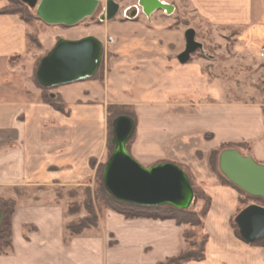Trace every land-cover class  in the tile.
I'll return each instance as SVG.
<instances>
[{
	"label": "crops",
	"instance_id": "0c3cea01",
	"mask_svg": "<svg viewBox=\"0 0 264 264\" xmlns=\"http://www.w3.org/2000/svg\"><path fill=\"white\" fill-rule=\"evenodd\" d=\"M188 1L212 25L249 26L264 47V0ZM7 5V0H0V10ZM28 26L18 14H0V196L17 200L14 250L0 255V264H158L183 251L185 226L172 219H126L112 210L99 214L96 228L67 234L72 217L66 214L65 192L93 184L96 169L90 160L105 153V107L90 103L82 87L80 95L69 98L60 91L70 115L42 100L34 78L11 63L28 51ZM150 48L154 54L165 49ZM260 57L264 63V55ZM189 61L178 59L168 67L163 56L154 55L144 65L143 76L154 78L157 92L149 109L154 117L146 126L141 120L138 144L130 153L145 166L167 160L188 165L212 198L205 219L206 257L183 264H264V246L245 242L231 226L240 208L238 190L200 174L197 168L203 161L195 159L197 146H190L206 134L208 152L224 142L247 143L246 153L264 164V107L257 102L220 103L202 62ZM192 101L202 104L183 106Z\"/></svg>",
	"mask_w": 264,
	"mask_h": 264
},
{
	"label": "rangeland",
	"instance_id": "374dc122",
	"mask_svg": "<svg viewBox=\"0 0 264 264\" xmlns=\"http://www.w3.org/2000/svg\"><path fill=\"white\" fill-rule=\"evenodd\" d=\"M20 1L25 2L23 0ZM106 1L100 0V5L93 16L73 26L48 24L40 18L32 20L28 26L29 33L36 36L40 43L33 44L28 40V51L24 55L11 60L13 68L26 77L32 78L34 70L37 68L42 57L51 50L59 38L79 39L88 35L98 37L103 42L104 52L100 68L95 74L96 76L67 84L65 87L58 86L49 92L53 96L60 94L64 100L60 91L63 90L67 98H69L70 96L80 95L79 87H82V93L92 99L89 101L90 103L104 105L107 136L109 105H117L121 112L125 111L133 115L136 129L128 142V149L133 153L138 144L141 120L143 122L142 125L146 126L150 122L148 120L149 117H154V112L150 114L151 111L149 109H152L151 107L155 105L157 92L153 83L154 78L149 80V76H143L144 65L150 63L154 55L156 57L163 56L164 64L167 63L166 66L172 62H177L178 54L184 51L186 47L185 32L188 28H193L196 32L195 39L201 44V47L191 55L189 62H202L203 73L210 80L217 98H221L220 103L228 105L257 102L264 107V63L260 59V53L264 55V47L256 41V37L254 39V30L249 26L212 25L203 20L193 10L188 0H163L166 3L173 4L176 8L175 11L169 13L164 10H157L151 16H147L141 10L139 0H115L120 4V11L117 16L112 20L102 21L100 20V15L105 11ZM30 9L36 14V8L30 7ZM135 9H138V13L132 16L131 14ZM152 45H161L165 48L164 52L162 54H154L153 48H150ZM114 72L117 75L112 78L111 74H114ZM108 86L109 102L106 104ZM114 88H116L115 91H113ZM194 100L197 102L196 99ZM195 101L194 104H192L193 101L184 102L183 106L192 109L191 105L199 107L202 104L201 102V104L199 102L196 104ZM65 103L70 108L66 101ZM169 103H172L170 97ZM144 117H146V120ZM114 121L113 135L110 143L108 139L106 140L104 156L100 159L94 158L98 166H100L99 164H106L115 149L113 143ZM208 135L196 138L190 146L193 144L197 146L194 152L195 159L203 161V164L200 163L199 168H197L198 172L200 174L204 173V175L209 174L213 178H216L211 172L208 163L210 151L206 150L205 143L209 137ZM108 143L114 146L111 153ZM224 149L226 147L220 149L219 153ZM235 149H240V153L244 156L249 155L246 153L247 148ZM198 154L202 156V159L198 157ZM136 160L138 159L136 158ZM181 165L187 169L195 187L204 189L200 181L197 180L193 169L186 164ZM218 170L222 174L219 168ZM95 179L92 185L77 187V192H75L76 197H70L69 190L65 192L68 203L67 208L73 201L77 200L78 203H82L80 205L82 207L81 212L76 216H71L72 219L70 218L68 222L86 215L82 202L85 199L84 189L90 186L94 190ZM247 203L258 202L248 200ZM201 204L195 196V202L190 208L198 209L201 207ZM242 207H245V205Z\"/></svg>",
	"mask_w": 264,
	"mask_h": 264
},
{
	"label": "water",
	"instance_id": "95a60500",
	"mask_svg": "<svg viewBox=\"0 0 264 264\" xmlns=\"http://www.w3.org/2000/svg\"><path fill=\"white\" fill-rule=\"evenodd\" d=\"M36 8L37 16L48 24L73 26L91 17L97 11L100 0H23ZM147 15L155 9L171 7L161 0H141ZM120 11V4L107 0L100 20H112ZM196 32H185L186 47L178 56L187 63L201 44L196 41ZM104 45L94 35L79 39L59 38L42 57L36 71L38 82L47 88H56L93 77L100 68ZM136 129L135 120L120 115L114 121L113 143L115 149L108 158L103 173L106 190L116 200L142 206L172 205L188 209L195 202V192L185 170L174 162H161L151 166L140 163L128 151L127 144ZM219 169L222 174L254 197L264 198V164L252 156H244L238 149L221 152ZM2 212L0 209V223ZM241 238L255 243L264 238V205L251 203L236 216Z\"/></svg>",
	"mask_w": 264,
	"mask_h": 264
},
{
	"label": "trees",
	"instance_id": "16d2710c",
	"mask_svg": "<svg viewBox=\"0 0 264 264\" xmlns=\"http://www.w3.org/2000/svg\"><path fill=\"white\" fill-rule=\"evenodd\" d=\"M7 1H8V5L0 10V14H18L21 17V19L24 20L27 24H30L32 20L39 19V17L36 14H34L33 11H31L27 3L21 2L20 0H7ZM27 38L33 44L40 43L38 38L31 33H28ZM14 57L18 58L20 57V55H16ZM37 68L34 70L33 78L37 86L41 89L42 100L52 105L56 110L66 115H70L71 110L70 108L67 107V104L63 100L62 96L60 94L53 96L49 92L53 88L44 87L38 82L36 78ZM120 115H128L133 118V115H131L130 113L125 111L121 112L119 106L117 105L108 106L107 139L109 143L111 142V137L113 135V121L115 118H117ZM109 143H108V147L110 148V153H111L114 149V146ZM224 147H226V149H230V148L249 149V145L247 143L224 142L218 145L217 147L211 149L208 155V163L210 170L216 176L218 182H220L223 185H229L236 188L240 194L239 196L240 208L238 209L236 215L230 220V223L236 236L241 238L239 227L235 221L237 214L244 208L242 207L243 205H245V207L249 205L247 203L248 200L249 201L254 200L259 204L264 205V198L254 197L252 195L247 194L245 191H243L241 188H239L237 185H235L233 182H231L229 179H227L223 174L219 172L218 170L219 157L221 154V152L219 153V150ZM127 148H128V144H127ZM198 157L202 159L201 155H199ZM90 164L93 168H96L95 189L92 190L90 186L85 187L84 189L85 199L82 202H83V207L86 211V215L78 219H73L67 223L66 232L68 235L77 236L83 234L86 230L96 228L99 224V213L104 210H112L114 212H117L126 219H139V218L156 219V220L172 219L177 224L185 226L184 238L186 242V247L183 251H181L177 255L167 257L164 261H161L158 264H183L185 261L190 259H194L196 261H202L205 259L206 244L209 238L208 234L205 232V219L209 213L212 204V198L209 194L206 193L204 189L195 187V185L192 182L193 179L185 167L178 164L185 170L194 188L195 196L197 197L198 201L202 203L201 207L198 209H191V208L180 209L168 204L159 205V206H142L134 203H128V202H122L116 200L106 190L103 182V173L106 164H102V165L99 164L100 166H98L94 158L90 160ZM75 192H77L76 189L69 190L70 197H76L77 195ZM80 205H82V203H78L77 200L73 201L72 203L69 204L66 210V214H68V216H76L81 212L82 207H80ZM16 207H17L16 199L4 198L0 196V209L2 212V218L0 223V255L9 254L14 250L13 217L16 211ZM251 245L264 246V238L255 243H251Z\"/></svg>",
	"mask_w": 264,
	"mask_h": 264
},
{
	"label": "built area",
	"instance_id": "2783aa9c",
	"mask_svg": "<svg viewBox=\"0 0 264 264\" xmlns=\"http://www.w3.org/2000/svg\"><path fill=\"white\" fill-rule=\"evenodd\" d=\"M140 1L141 0H139V4H140ZM161 1H163V0H161ZM164 2V1H163ZM165 4H168V5H170V7H171V9L170 10H168V9H164V8H158V9H155L152 13H154L155 11H157V10H164V11H167V12H169V13H173L174 11H175V6L173 5V4H170V3H166V2H164ZM140 8H141V10L145 13V11H144V8H143V6L140 4ZM133 12H135L134 14L132 13L131 15L132 16H135L137 13H138V9H135V10H133ZM151 13V14H152ZM146 14V13H145ZM151 14L150 15H147V16H151ZM100 17H101V15H100Z\"/></svg>",
	"mask_w": 264,
	"mask_h": 264
},
{
	"label": "flooded vegetation",
	"instance_id": "af4514ba",
	"mask_svg": "<svg viewBox=\"0 0 264 264\" xmlns=\"http://www.w3.org/2000/svg\"><path fill=\"white\" fill-rule=\"evenodd\" d=\"M135 12H133V14H134Z\"/></svg>",
	"mask_w": 264,
	"mask_h": 264
}]
</instances>
